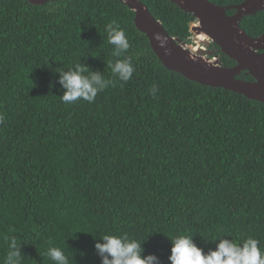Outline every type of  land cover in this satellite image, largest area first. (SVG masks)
Instances as JSON below:
<instances>
[{"label": "trees", "instance_id": "trees-1", "mask_svg": "<svg viewBox=\"0 0 264 264\" xmlns=\"http://www.w3.org/2000/svg\"><path fill=\"white\" fill-rule=\"evenodd\" d=\"M140 2L191 43L192 16L167 0ZM133 18L119 0H0V264L11 238L20 264H54L50 247L69 264H102L95 244L106 233L140 241L154 264H170L177 234L204 254L248 237L264 250V103L166 70ZM113 21L130 43L126 82L108 66L118 58L105 32ZM239 27L259 37L264 13ZM77 64L112 85L91 103L65 104L59 71Z\"/></svg>", "mask_w": 264, "mask_h": 264}, {"label": "water", "instance_id": "water-1", "mask_svg": "<svg viewBox=\"0 0 264 264\" xmlns=\"http://www.w3.org/2000/svg\"><path fill=\"white\" fill-rule=\"evenodd\" d=\"M26 1L40 6L59 0ZM119 1L134 13L135 28L145 35L153 54L166 70L201 86L230 91L247 100L264 103V35L251 38L239 27L245 17L264 11V0H244L225 7L208 0H167L194 18L196 24L191 26L190 32L209 39L235 63L231 67H224L218 58L212 60V52H193L186 43L170 37L140 0ZM228 11L234 13L228 15ZM243 73L252 81L240 79Z\"/></svg>", "mask_w": 264, "mask_h": 264}, {"label": "clouds", "instance_id": "clouds-1", "mask_svg": "<svg viewBox=\"0 0 264 264\" xmlns=\"http://www.w3.org/2000/svg\"><path fill=\"white\" fill-rule=\"evenodd\" d=\"M194 24L196 23H192L191 26ZM105 32L107 43L112 45L111 55L118 57L115 61L110 60L108 63L111 75L121 82L129 81L135 71L132 58L126 55L130 49L129 40L124 30L114 21L105 25ZM155 38L160 39L159 36ZM206 39L205 37L204 42H208L209 39ZM209 43H211L210 40ZM213 57L217 58L215 55L210 58ZM87 71L86 67L79 64L75 66V70L69 68L68 71H59V83L65 89L61 96L62 102L71 104L83 100L91 103L99 92L112 85L111 80H104L99 74L83 75ZM151 93L155 95L154 87ZM2 121L3 116H0V122ZM4 239L8 240L9 237L5 236ZM102 240L103 243L95 244L102 264H154L157 259L153 255L142 258L141 242L130 238L127 234L106 233L102 235ZM171 244L168 257L170 264H264V250L259 246V240L253 237H248L242 242L220 239L216 250L208 254H204L187 234L173 236ZM9 247L14 251L6 252L3 264H20V252L15 238H11ZM47 256L54 264H69L68 257L59 247H50L47 250ZM13 258H16L15 261Z\"/></svg>", "mask_w": 264, "mask_h": 264}, {"label": "built area", "instance_id": "built-area-1", "mask_svg": "<svg viewBox=\"0 0 264 264\" xmlns=\"http://www.w3.org/2000/svg\"><path fill=\"white\" fill-rule=\"evenodd\" d=\"M196 37L197 36H193V34H192V37H191L192 38V42H191L192 44L190 43L191 45L189 44L187 46H190L191 49L193 50V52L202 51L204 53H207V51L209 50V46L206 45L204 42H200L199 40H197ZM208 43H209V40H208ZM212 60H216V58L213 57Z\"/></svg>", "mask_w": 264, "mask_h": 264}, {"label": "flooded vegetation", "instance_id": "flooded-vegetation-1", "mask_svg": "<svg viewBox=\"0 0 264 264\" xmlns=\"http://www.w3.org/2000/svg\"><path fill=\"white\" fill-rule=\"evenodd\" d=\"M236 5H237V4H236ZM233 13H234V12H233ZM233 13H232V14H233ZM260 13H264V11H260ZM232 14H231V15H232ZM263 35H264V31L260 34V37L263 36ZM200 42H204V41H200ZM204 43H207V45L209 46V48H211V47L213 46L212 43H208L207 41H205ZM211 52H212V53H213V54H214V55L220 60V55H218V54L216 55V54H215L216 51H212V50H211ZM216 53H217V52H216Z\"/></svg>", "mask_w": 264, "mask_h": 264}, {"label": "bare ground", "instance_id": "bare-ground-1", "mask_svg": "<svg viewBox=\"0 0 264 264\" xmlns=\"http://www.w3.org/2000/svg\"><path fill=\"white\" fill-rule=\"evenodd\" d=\"M196 38H197V40H199V41H203V40L205 39V37H204V36H202V35H200V36H197ZM191 50H192V49H191Z\"/></svg>", "mask_w": 264, "mask_h": 264}, {"label": "rangeland", "instance_id": "rangeland-1", "mask_svg": "<svg viewBox=\"0 0 264 264\" xmlns=\"http://www.w3.org/2000/svg\"><path fill=\"white\" fill-rule=\"evenodd\" d=\"M190 42H192V38L190 39ZM191 44H192V43H191ZM191 44H190V45H191Z\"/></svg>", "mask_w": 264, "mask_h": 264}]
</instances>
